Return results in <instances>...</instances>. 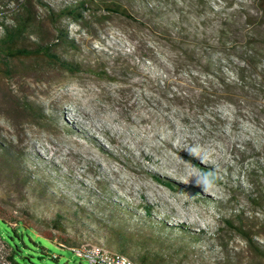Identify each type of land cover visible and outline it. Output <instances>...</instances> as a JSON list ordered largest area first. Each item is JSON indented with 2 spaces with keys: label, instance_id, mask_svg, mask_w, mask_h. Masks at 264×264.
Returning a JSON list of instances; mask_svg holds the SVG:
<instances>
[{
  "label": "rangeland",
  "instance_id": "rangeland-1",
  "mask_svg": "<svg viewBox=\"0 0 264 264\" xmlns=\"http://www.w3.org/2000/svg\"><path fill=\"white\" fill-rule=\"evenodd\" d=\"M24 1L35 19L15 48L53 44L61 29L72 43L53 52L78 69L1 53L0 206L8 219L27 211L39 222L18 264H90L58 243L118 252L105 228L135 237L134 254L152 264H264V99L232 105L201 88L213 79L203 68H174L165 26L188 0H91L81 22L49 14L81 0H0V23L13 25ZM112 3L133 18L109 12ZM233 63L221 59L232 83L242 66ZM57 214L66 232L49 230ZM7 256L0 238V264Z\"/></svg>",
  "mask_w": 264,
  "mask_h": 264
},
{
  "label": "trees",
  "instance_id": "trees-1",
  "mask_svg": "<svg viewBox=\"0 0 264 264\" xmlns=\"http://www.w3.org/2000/svg\"><path fill=\"white\" fill-rule=\"evenodd\" d=\"M224 1L225 6H220L217 9L205 0H188L183 4V7L176 6L181 8L179 15L175 17L177 23H166L165 26L170 36L169 43L173 51L174 68L180 69L185 65L203 68V72L214 80L211 79L207 82L208 87L203 86L201 88L216 87L218 91L228 93L227 99L232 105H237L240 99L255 100L259 95H262L261 98L264 99V0ZM93 3L94 1L91 0H81L78 4L68 6L59 13L49 10V14L56 21L69 18L72 21L81 22L84 19V14L89 11L88 7ZM103 3L105 2L103 1L101 4ZM39 4L44 5L43 2H39ZM160 8L158 6L151 7L149 12L150 14L159 13ZM20 9L22 12L15 15L12 20L13 25L7 22L6 19L0 23L3 32V38L0 40V57L2 52H7L9 59L45 55L66 71L77 73V67L63 61L53 52L54 47L59 43L67 45L72 43L69 41L68 35L61 29L57 30L56 42L53 44L45 42L33 52L15 48L16 44L25 37L35 19V15L27 1L20 3ZM200 9H203L202 13H198ZM207 9L209 11L206 12ZM108 11L133 18L123 6L117 3H112L110 8L108 7ZM192 13L196 14L197 23L191 22L193 19ZM213 50L218 51L220 55H225L226 58H221L222 60L227 59L231 64H234L233 61L242 63V66L237 65L234 67L235 82H229V79L223 76L221 59H213ZM190 79L193 83L198 81V77L192 74ZM204 94L207 93L204 92ZM217 94V92L211 93L212 96ZM204 175L213 184L221 183L220 179L211 173L204 172ZM146 212L150 213L151 211ZM8 216L9 214L5 213L0 206V238L8 251L6 261L9 264H18L17 257L24 261L28 260L23 257V248H27L24 238L27 236L31 240L28 234L30 231L37 234L35 228L39 225V222L36 221L33 214L27 211L21 214L15 213L9 219ZM66 221L64 215L57 214L54 219L48 222L49 230L52 233L55 231L66 232ZM105 229L108 233L107 236H109L107 247L112 249L115 246L114 244L117 243L118 252L110 251L99 245L82 246H97L111 253L125 255L130 260H135V264H152L154 259L150 258L148 252L142 251L134 254L135 237L113 228ZM1 230H4L8 235V240L3 237ZM9 230L12 231L13 235ZM16 240L22 241V248ZM12 242H15V244L12 245ZM32 243L35 246H40L43 254L49 255V251L41 244ZM60 243L74 246L65 242Z\"/></svg>",
  "mask_w": 264,
  "mask_h": 264
},
{
  "label": "built area",
  "instance_id": "built-area-1",
  "mask_svg": "<svg viewBox=\"0 0 264 264\" xmlns=\"http://www.w3.org/2000/svg\"><path fill=\"white\" fill-rule=\"evenodd\" d=\"M58 245L71 250L80 258L89 261L90 264H135L125 255L111 253L97 246H67L63 243ZM53 258L58 259V256L54 255Z\"/></svg>",
  "mask_w": 264,
  "mask_h": 264
},
{
  "label": "bare ground",
  "instance_id": "bare-ground-1",
  "mask_svg": "<svg viewBox=\"0 0 264 264\" xmlns=\"http://www.w3.org/2000/svg\"><path fill=\"white\" fill-rule=\"evenodd\" d=\"M189 162V161H188ZM189 167V166H188ZM186 170H190L189 168H186Z\"/></svg>",
  "mask_w": 264,
  "mask_h": 264
}]
</instances>
